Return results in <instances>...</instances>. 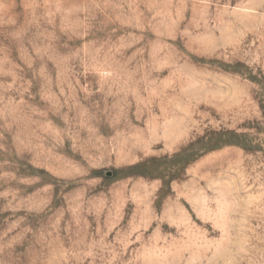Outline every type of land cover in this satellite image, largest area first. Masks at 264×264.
I'll return each instance as SVG.
<instances>
[{
  "label": "rangeland",
  "instance_id": "1",
  "mask_svg": "<svg viewBox=\"0 0 264 264\" xmlns=\"http://www.w3.org/2000/svg\"><path fill=\"white\" fill-rule=\"evenodd\" d=\"M0 264H264V0H0Z\"/></svg>",
  "mask_w": 264,
  "mask_h": 264
}]
</instances>
